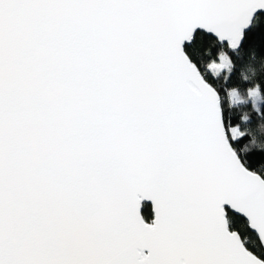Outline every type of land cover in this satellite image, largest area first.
Here are the masks:
<instances>
[{
  "label": "snow or ice",
  "instance_id": "1",
  "mask_svg": "<svg viewBox=\"0 0 264 264\" xmlns=\"http://www.w3.org/2000/svg\"><path fill=\"white\" fill-rule=\"evenodd\" d=\"M240 49L264 0H0V264H264Z\"/></svg>",
  "mask_w": 264,
  "mask_h": 264
},
{
  "label": "trees",
  "instance_id": "2",
  "mask_svg": "<svg viewBox=\"0 0 264 264\" xmlns=\"http://www.w3.org/2000/svg\"><path fill=\"white\" fill-rule=\"evenodd\" d=\"M236 67L237 73L235 78L238 80L247 78L248 81H254L264 78V56L254 53L250 49H240V56L236 59ZM237 96L241 99L240 102L233 104L231 97H229L226 107L242 122L249 134L248 141H245L239 147L242 151L245 146L248 147L249 151L254 148L255 150H264V119H260L254 115L256 108L264 109V103L256 106L249 100V95L243 89L237 90ZM247 121L251 122L246 123ZM253 139L255 140V146L252 143ZM255 163L256 161L253 160V165Z\"/></svg>",
  "mask_w": 264,
  "mask_h": 264
},
{
  "label": "rangeland",
  "instance_id": "3",
  "mask_svg": "<svg viewBox=\"0 0 264 264\" xmlns=\"http://www.w3.org/2000/svg\"><path fill=\"white\" fill-rule=\"evenodd\" d=\"M240 100L241 99H239L238 102H240ZM249 100L252 101L256 106H258V105H261V103H264V95L261 94L257 97L249 96Z\"/></svg>",
  "mask_w": 264,
  "mask_h": 264
}]
</instances>
